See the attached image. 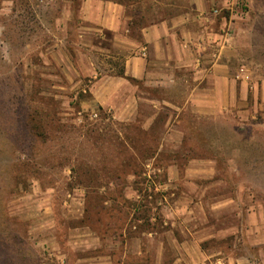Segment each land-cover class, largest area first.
<instances>
[{"label": "rangeland", "instance_id": "1", "mask_svg": "<svg viewBox=\"0 0 264 264\" xmlns=\"http://www.w3.org/2000/svg\"><path fill=\"white\" fill-rule=\"evenodd\" d=\"M236 1H228L232 9L216 5L205 12L210 31L227 34L229 74L239 97L246 85L245 102L216 119L197 118L187 108L174 121V110L164 106L149 127V104L136 120H120L91 93L98 78L117 71L125 53L112 46L110 32L96 47L78 43L80 0H0V264H75L109 251L75 246L86 230L125 241L164 228L167 211L178 204L164 194L192 191L181 183L163 186L168 165L178 163L183 172L196 157L217 162L227 196L245 212L261 210L263 241L248 238L245 249L241 235L228 234L221 242L241 260L227 256V264H264V0H246L243 16ZM155 10L158 16L198 12ZM213 49L208 41L204 51ZM190 74L181 68L177 86L154 94L185 95ZM115 247L120 262L122 245Z\"/></svg>", "mask_w": 264, "mask_h": 264}, {"label": "crops", "instance_id": "2", "mask_svg": "<svg viewBox=\"0 0 264 264\" xmlns=\"http://www.w3.org/2000/svg\"><path fill=\"white\" fill-rule=\"evenodd\" d=\"M228 1L80 0L75 8V16L80 20L76 29L78 43L96 47V39L110 32L112 46L125 53L126 74L139 81L136 84L123 76L105 75L98 78L91 93L104 108L113 109L120 120H136L143 114V104H149L151 112L144 117L145 126L149 127L164 106L174 110L175 121L187 108L197 118L216 119L226 115L232 105L244 103L246 85L239 88V97L237 81L229 74L227 34L211 32L208 24L211 17L205 12L208 7L227 6ZM185 6L198 12L156 15L158 8ZM137 7L143 9L140 15L134 13ZM147 8H153L154 12H147ZM58 19L65 23L63 18ZM191 22L198 28L190 26ZM208 41L214 46L209 53L204 51ZM181 68L191 70L190 80L185 81L189 83L188 92L181 97L156 96L155 89L166 91L177 86ZM93 69L96 73L97 68ZM140 82L145 90L138 86ZM172 116L167 117L166 126ZM178 167L174 162L168 165L170 177L163 186L172 183L179 187L181 183L192 191L178 188V192L164 194L165 198L172 195L178 201L163 218L164 228L131 235L125 241L86 230L80 234L86 235L84 239L69 242L73 244L75 240V246L84 251L99 248L109 251L80 258L75 264H227V256L233 263L241 260L227 252V243L221 242L228 234L231 237L234 234V238L241 235L245 249L248 238H253L252 244L263 241L261 210L253 208L245 212L237 198L227 196V180L217 177L216 161L196 157L187 161L183 172ZM118 244L124 253L120 262L111 252L117 250Z\"/></svg>", "mask_w": 264, "mask_h": 264}, {"label": "trees", "instance_id": "3", "mask_svg": "<svg viewBox=\"0 0 264 264\" xmlns=\"http://www.w3.org/2000/svg\"><path fill=\"white\" fill-rule=\"evenodd\" d=\"M123 60H124V59H123ZM117 67H118V69H117L116 72L113 73L114 75L123 76V77L127 78L129 81L137 82L136 79H134L133 77L128 76V75L126 74V72H125V65H124V62L121 63L120 65L118 64ZM125 136H126V134H125ZM128 151L130 152L131 156H132L134 159L137 160L138 158H140V157H137V154H138V153H134V152L131 151V150H128ZM97 233L101 234V232H97ZM102 234H103V233H102Z\"/></svg>", "mask_w": 264, "mask_h": 264}, {"label": "built area", "instance_id": "4", "mask_svg": "<svg viewBox=\"0 0 264 264\" xmlns=\"http://www.w3.org/2000/svg\"><path fill=\"white\" fill-rule=\"evenodd\" d=\"M246 0H237L236 1V5L240 8V14L241 16L245 15L247 13V10H244V7L242 6V4H244ZM246 5V4H245ZM226 8L228 9H232V6L231 5H227ZM214 13L219 15L222 11V8H214L213 9Z\"/></svg>", "mask_w": 264, "mask_h": 264}]
</instances>
